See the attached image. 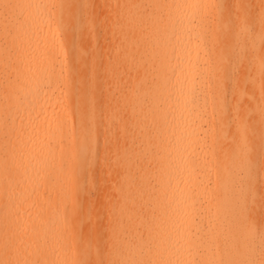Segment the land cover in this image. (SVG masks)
<instances>
[{
	"label": "bare ground",
	"instance_id": "1",
	"mask_svg": "<svg viewBox=\"0 0 264 264\" xmlns=\"http://www.w3.org/2000/svg\"><path fill=\"white\" fill-rule=\"evenodd\" d=\"M0 264H264V0H0Z\"/></svg>",
	"mask_w": 264,
	"mask_h": 264
},
{
	"label": "rangeland",
	"instance_id": "2",
	"mask_svg": "<svg viewBox=\"0 0 264 264\" xmlns=\"http://www.w3.org/2000/svg\"><path fill=\"white\" fill-rule=\"evenodd\" d=\"M103 21H104V19L101 20L99 17L98 18H95V22H96V24L98 23L99 26H100V23H103ZM96 176H97V180L100 183H103L104 182L105 178L102 175H100L99 173H97ZM105 183H106V181H105ZM100 188H101V191H102L103 188L102 187H100Z\"/></svg>",
	"mask_w": 264,
	"mask_h": 264
}]
</instances>
